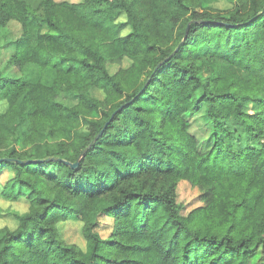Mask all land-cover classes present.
Instances as JSON below:
<instances>
[{"label": "trees", "instance_id": "1", "mask_svg": "<svg viewBox=\"0 0 264 264\" xmlns=\"http://www.w3.org/2000/svg\"><path fill=\"white\" fill-rule=\"evenodd\" d=\"M215 1L0 0V53L13 47L0 68V193L28 203L0 213L14 221L0 226V264H264V0ZM202 109L204 149L189 119ZM87 146L77 167L65 162ZM180 180L201 201L185 215ZM66 223L83 243L62 238Z\"/></svg>", "mask_w": 264, "mask_h": 264}, {"label": "rangeland", "instance_id": "2", "mask_svg": "<svg viewBox=\"0 0 264 264\" xmlns=\"http://www.w3.org/2000/svg\"><path fill=\"white\" fill-rule=\"evenodd\" d=\"M31 4H36L39 0H28ZM59 1V0H58ZM72 2L80 1V0H68ZM215 7L220 8H228L231 6L230 3H228L225 0H218L211 3ZM124 15L122 14L119 19H124ZM7 29V35L10 39L17 37L21 32V27L18 22L15 20H10L6 27ZM13 52V47L9 46V50L5 51V49H2V52L0 53V68L3 66L4 62L7 60L8 56H10ZM130 63V60L128 58H124L122 60L121 65L108 63V68L111 72L115 71L118 66H127ZM28 70L30 71V78L37 79L40 74L39 68L35 66H29ZM43 79L45 81H49L50 77L52 75L51 71L45 70L43 73ZM93 94L99 95L97 91ZM59 101L72 105L77 102V96L74 94H68V93H61L58 98ZM245 109L247 111L253 112L256 110V105L253 101L248 100L245 105ZM203 109L200 113L196 114L195 116L190 117L189 119L192 122L191 131L198 136L200 139V146L202 149L206 148L211 144L210 139V129L211 125L210 123L204 119L202 115ZM228 127L230 130V137L231 142L233 146H243L244 144L249 142V137L247 136V133L244 131L242 124L236 120V119H229L228 121ZM5 177L3 176L2 180H4ZM1 189V187H0ZM176 201L180 204L179 212L182 215H185L190 209L195 207L196 205L200 204L201 201L198 199V190L196 187H193L189 182L180 180L178 182L177 188H176ZM28 203L24 199H6L3 195L0 193V213L1 211H7V210H18V211H24L27 209ZM11 218V217H10ZM8 216L1 218L0 217V226L3 224L13 225L14 221L10 219ZM113 218L109 216L102 215L98 218V226L97 230L99 233L106 237L109 235L113 228ZM60 235L62 238L67 242H75L78 244H81L84 242L81 228L79 223H66L63 228L60 229ZM254 260H259V262H264V257L262 255L256 254L254 256Z\"/></svg>", "mask_w": 264, "mask_h": 264}, {"label": "water", "instance_id": "3", "mask_svg": "<svg viewBox=\"0 0 264 264\" xmlns=\"http://www.w3.org/2000/svg\"><path fill=\"white\" fill-rule=\"evenodd\" d=\"M107 122L104 123L103 127L97 132V134L95 135V139L102 133L104 127L106 126ZM88 148V146L86 148H84L80 154V156L78 157V159L75 161V162H68V161H65L67 162L68 164H70L71 167H77L78 165V162H79V159L81 158V156L85 153L86 149ZM54 159V158H52ZM24 161V160H22Z\"/></svg>", "mask_w": 264, "mask_h": 264}]
</instances>
